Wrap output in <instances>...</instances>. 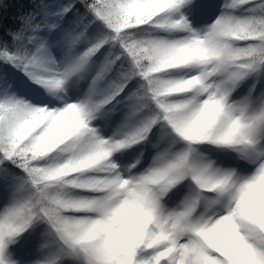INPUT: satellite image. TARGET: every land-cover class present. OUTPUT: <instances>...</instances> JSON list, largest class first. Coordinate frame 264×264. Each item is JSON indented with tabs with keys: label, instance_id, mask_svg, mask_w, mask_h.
Returning <instances> with one entry per match:
<instances>
[{
	"label": "snow or ice",
	"instance_id": "obj_1",
	"mask_svg": "<svg viewBox=\"0 0 264 264\" xmlns=\"http://www.w3.org/2000/svg\"><path fill=\"white\" fill-rule=\"evenodd\" d=\"M202 8L200 0H32L0 33V188L8 192L0 264H20L11 246L38 224L56 247L31 264H264V230L250 229L240 245L214 239L225 212H264V91L232 96L264 74V0H221L215 20L197 27ZM236 29L246 33L234 41L244 59L226 82L211 41ZM147 49L183 61L155 73L176 77L162 89L151 87ZM85 62L90 74L69 81V66ZM32 85L34 99L19 94ZM117 105L123 120L105 137L97 122ZM154 128L146 167L116 163ZM81 161L89 165L77 168ZM85 176L92 180L68 185ZM185 181L189 195L169 206ZM62 185L81 198L62 199ZM208 197L214 215L198 204Z\"/></svg>",
	"mask_w": 264,
	"mask_h": 264
},
{
	"label": "clouds",
	"instance_id": "obj_2",
	"mask_svg": "<svg viewBox=\"0 0 264 264\" xmlns=\"http://www.w3.org/2000/svg\"><path fill=\"white\" fill-rule=\"evenodd\" d=\"M235 35L225 34L221 36L214 37L211 41V48L213 50L214 62L213 68L216 65H220L218 75L220 76L222 81H230L237 73L238 68L236 65L240 63L244 57L239 54V49L236 47L234 41L242 40L246 38V33L240 31L238 29L234 30ZM142 59L145 62V65L149 68V70L154 74L151 80V87L153 89H162L166 85L170 83V81L176 79V77L171 75H155V73H168L170 68L178 66L183 61L174 56H162L156 54L153 50L147 49L142 50L140 53ZM192 55H202V53L197 52ZM211 71L212 69H208ZM69 75L68 80L76 79L82 82L89 74H90V63L85 62L78 70L71 71L69 66ZM195 78H193L194 80ZM193 82L192 80L189 83ZM254 87V85H253ZM162 99H165L162 97ZM127 146V145H126ZM59 155V154H58ZM88 161L78 162L76 167L82 168L88 166ZM210 177H206L205 181L209 180ZM92 180L91 177L85 176L82 178H78L77 180H72L68 182V185L72 184H87ZM201 193L205 191V189L201 188L199 190ZM57 195H59L62 199L72 202L80 199L76 195H73L70 191L67 190L65 186H61L57 190ZM104 195L103 192L98 196L92 197L93 199H101ZM189 195L188 192L184 194V199ZM215 199V197H208L206 200L198 201L199 205L203 206V210L206 213L216 214L219 211V207L216 204L210 203ZM74 209H65V211H73ZM222 221L221 231L214 237V239H219L221 241H227L230 244L240 245L243 243L242 237L249 232L252 228H259L264 230V212H258L254 207H249L246 210L245 217L241 219L239 216L229 217L227 212L225 215L220 218ZM67 223L69 227L73 226V218L71 216L66 217Z\"/></svg>",
	"mask_w": 264,
	"mask_h": 264
},
{
	"label": "rangeland",
	"instance_id": "obj_3",
	"mask_svg": "<svg viewBox=\"0 0 264 264\" xmlns=\"http://www.w3.org/2000/svg\"><path fill=\"white\" fill-rule=\"evenodd\" d=\"M200 2L203 5V8L197 17V27H202L206 23L210 24L215 20L219 14L221 0H200ZM253 85L255 86L253 96H257L261 91H264V74L259 77L253 74L251 77L249 76L244 83L240 82L232 93L233 98L239 99L243 97L248 92L249 88H253ZM32 89L34 88L21 89L19 94L24 95L25 98L34 99ZM125 111L126 109L122 105H117L116 109L111 114V118L107 122L103 124L97 122V127L101 134L105 137L110 136L116 127L122 122ZM159 135L160 130L156 128L152 131L148 141L133 145L130 148L117 153L116 155H118L120 159H118L116 163L121 166H126L139 159L140 163L136 165V168L133 169V171L136 172L142 170L150 163L152 156L155 154L156 149H154L152 145L157 143ZM198 151L205 156H212L210 152L205 151L203 146H200ZM187 185L188 182L185 181L179 186V192L174 199L169 202V206L179 202L183 195L188 191ZM7 199L8 192L3 188H0V203L6 202ZM46 227L47 226L44 224H38L34 228L25 232L18 244L11 246L10 259L18 260L20 261V264H31V261L35 260L41 253L54 251L56 247L55 244L51 242L49 237L44 235ZM44 244H47V247L41 248L40 246Z\"/></svg>",
	"mask_w": 264,
	"mask_h": 264
},
{
	"label": "trees",
	"instance_id": "obj_4",
	"mask_svg": "<svg viewBox=\"0 0 264 264\" xmlns=\"http://www.w3.org/2000/svg\"><path fill=\"white\" fill-rule=\"evenodd\" d=\"M0 4L4 5L0 7V33H3L18 24L20 15L32 7V0H0Z\"/></svg>",
	"mask_w": 264,
	"mask_h": 264
}]
</instances>
